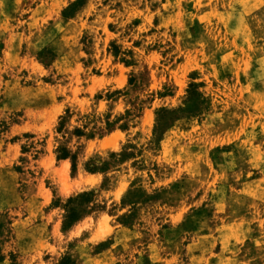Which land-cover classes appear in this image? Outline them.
I'll return each mask as SVG.
<instances>
[{
    "label": "rangeland",
    "instance_id": "1",
    "mask_svg": "<svg viewBox=\"0 0 264 264\" xmlns=\"http://www.w3.org/2000/svg\"><path fill=\"white\" fill-rule=\"evenodd\" d=\"M0 264H264V0H0Z\"/></svg>",
    "mask_w": 264,
    "mask_h": 264
},
{
    "label": "trees",
    "instance_id": "2",
    "mask_svg": "<svg viewBox=\"0 0 264 264\" xmlns=\"http://www.w3.org/2000/svg\"><path fill=\"white\" fill-rule=\"evenodd\" d=\"M2 260V256L0 255V261Z\"/></svg>",
    "mask_w": 264,
    "mask_h": 264
}]
</instances>
